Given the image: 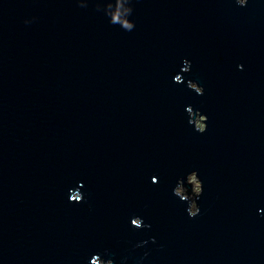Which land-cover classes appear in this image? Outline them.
<instances>
[{"label": "water", "instance_id": "obj_1", "mask_svg": "<svg viewBox=\"0 0 264 264\" xmlns=\"http://www.w3.org/2000/svg\"><path fill=\"white\" fill-rule=\"evenodd\" d=\"M0 264H264V0H0Z\"/></svg>", "mask_w": 264, "mask_h": 264}, {"label": "rangeland", "instance_id": "obj_2", "mask_svg": "<svg viewBox=\"0 0 264 264\" xmlns=\"http://www.w3.org/2000/svg\"><path fill=\"white\" fill-rule=\"evenodd\" d=\"M189 180L191 181V184H192V191L197 192L198 191V184H197L196 179L192 175H190Z\"/></svg>", "mask_w": 264, "mask_h": 264}]
</instances>
